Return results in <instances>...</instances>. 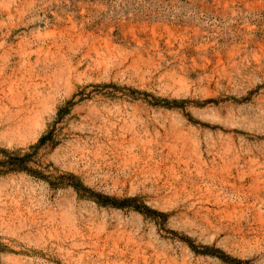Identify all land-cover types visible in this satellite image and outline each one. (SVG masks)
Instances as JSON below:
<instances>
[{
	"label": "rangeland",
	"instance_id": "rangeland-1",
	"mask_svg": "<svg viewBox=\"0 0 264 264\" xmlns=\"http://www.w3.org/2000/svg\"><path fill=\"white\" fill-rule=\"evenodd\" d=\"M0 264H264V0H0Z\"/></svg>",
	"mask_w": 264,
	"mask_h": 264
},
{
	"label": "trees",
	"instance_id": "trees-1",
	"mask_svg": "<svg viewBox=\"0 0 264 264\" xmlns=\"http://www.w3.org/2000/svg\"><path fill=\"white\" fill-rule=\"evenodd\" d=\"M44 138H45V137H42V138L40 139V142H39L37 145L32 146L31 148H33L34 150H35L36 148H38L39 144L42 143V141L44 140ZM29 155H30V154H27V156H29ZM24 158H25V157H24Z\"/></svg>",
	"mask_w": 264,
	"mask_h": 264
},
{
	"label": "bare ground",
	"instance_id": "bare-ground-1",
	"mask_svg": "<svg viewBox=\"0 0 264 264\" xmlns=\"http://www.w3.org/2000/svg\"><path fill=\"white\" fill-rule=\"evenodd\" d=\"M19 110V109H18ZM10 111V110H9ZM13 113V112H12ZM20 115H18V117H19ZM6 117V116H5ZM12 117V116H11ZM27 117V116H26ZM26 117H25V119H26ZM10 118V116L8 117V119ZM14 118V117H13ZM6 120H7V117H6ZM8 121V120H7ZM21 121V120H20ZM19 122V121H18ZM18 126H19V124H18ZM17 126V127H18ZM9 130V129H8Z\"/></svg>",
	"mask_w": 264,
	"mask_h": 264
}]
</instances>
